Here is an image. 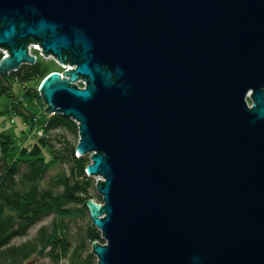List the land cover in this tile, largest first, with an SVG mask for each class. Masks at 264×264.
Segmentation results:
<instances>
[{
    "label": "water",
    "instance_id": "1",
    "mask_svg": "<svg viewBox=\"0 0 264 264\" xmlns=\"http://www.w3.org/2000/svg\"><path fill=\"white\" fill-rule=\"evenodd\" d=\"M32 42L75 66L39 90L104 179L98 264H264V0H0L4 75Z\"/></svg>",
    "mask_w": 264,
    "mask_h": 264
},
{
    "label": "trees",
    "instance_id": "2",
    "mask_svg": "<svg viewBox=\"0 0 264 264\" xmlns=\"http://www.w3.org/2000/svg\"><path fill=\"white\" fill-rule=\"evenodd\" d=\"M2 58L0 53V59ZM54 70L51 61L38 60L33 64L21 65L4 75L0 71V99L7 97L10 103L0 105V113L15 112L26 119L33 117L24 100L31 101L39 97L43 80ZM24 84L22 96L16 94L15 83ZM33 82L32 86L26 83ZM34 100V99H33ZM68 129L79 139L77 123L62 114H54L48 119L46 136L39 138L28 151L27 157L8 160L13 141L8 134L0 133L2 159L0 161V264H25L33 255L52 256L60 261L68 257L69 264H96L93 253L82 256L85 240L90 244L104 242L101 231L92 224L73 248V242L66 233V218L89 215L87 201L94 197L90 191L92 178L87 174L89 156L77 155L78 140L72 142L63 132L57 133L59 144L52 138V132ZM50 149V158L44 155V148ZM69 164L70 171L54 178V185L42 184L51 164ZM55 214L53 225L42 226L34 237L21 243H12V239L23 234L28 226L42 217ZM91 216V215H90ZM92 218V217H91ZM93 250V246H92Z\"/></svg>",
    "mask_w": 264,
    "mask_h": 264
},
{
    "label": "rangeland",
    "instance_id": "3",
    "mask_svg": "<svg viewBox=\"0 0 264 264\" xmlns=\"http://www.w3.org/2000/svg\"><path fill=\"white\" fill-rule=\"evenodd\" d=\"M32 44V43H30ZM30 44L28 48L30 47ZM38 44V43H37ZM5 48H0V53L2 58L5 57L4 53L6 52ZM30 50V48H29ZM30 54L38 55V58L36 59V62L38 60H44V61H51L54 64V71H63L64 67L63 65L59 64L55 59L52 57H44L40 51L38 50H32L30 51ZM9 55V53H8ZM1 58V60H2ZM27 64L23 63L22 65ZM63 69V70H62ZM11 72V71H10ZM51 72V73H52ZM9 74V73H8ZM49 76V75H48ZM47 76V77H48ZM27 86H32L33 82H28L26 83ZM42 85V83H41ZM40 85V87H41ZM80 85L84 87L86 84L80 82ZM24 84L21 83H15L14 85V90L17 95L22 96L24 93ZM40 87H38V91L40 93L41 98L39 97H34L31 101H25V104L29 108L30 112L32 113L33 117L31 119H26L24 116L16 114L15 112H8V113H0V133H5L10 136V139L13 141V150L11 151V154L8 156V160L12 159H17L18 154L19 158L22 156L27 157L28 151L30 152L31 148L34 146L35 142L39 140V138L43 137L46 133V125L48 123V119L53 116L56 113H49L47 111V103L42 96L40 92ZM10 103V99L7 97H3L0 99V105L3 107V105ZM251 104V101H250ZM72 119V118H70ZM73 120V119H72ZM75 121V120H74ZM76 122V121H75ZM77 123V122H76ZM78 125V123H77ZM79 128V126H78ZM58 132H63L67 135L68 139L71 140L72 142H75L80 139H76V136L73 134V132H70L68 129H59L56 131L52 132L51 138L52 140L56 143L59 144V140L57 139V133ZM46 136V135H45ZM78 145V143H77ZM76 153L77 155H82V156H89L90 161H91V153H86V154H81L79 150L76 147ZM44 155L47 156V158H50V149L49 148H44ZM17 157V158H16ZM1 159H2V152H1ZM0 159V161H1ZM90 163V162H89ZM70 165L69 164H62V163H55L51 164V167L47 171V174L45 178L42 180V184L46 187H49L51 185H54V178H58L59 174L63 172H69L70 170ZM2 169H0L1 172ZM88 176L92 178V186L90 187V191L93 193L94 197L93 200L96 202L98 205H103V198L102 195L98 191V181L99 179H102L101 175H91L87 172ZM55 220V214H50L42 217L38 221L34 222L30 226H28L23 234L17 235L12 239V243L18 244L21 243L31 237H34L38 230L44 226L48 225L51 226L53 225V222ZM65 227H66V233L68 237L73 242V248L74 245L77 244V242L82 238L85 237V233L92 224V218L89 215H79V216H74L72 218H66L65 219ZM98 228V227H97ZM99 229V228H98ZM100 230V229H99ZM103 244H107L106 240L104 239V242H99ZM92 246L94 247V243L90 244L89 240H85V246L82 249V256L85 258L88 257V253H93ZM96 258V264H98V256L93 253ZM25 264H69V259L68 257H63L60 261H56L53 259L52 256L49 255H33L30 257Z\"/></svg>",
    "mask_w": 264,
    "mask_h": 264
},
{
    "label": "built area",
    "instance_id": "4",
    "mask_svg": "<svg viewBox=\"0 0 264 264\" xmlns=\"http://www.w3.org/2000/svg\"><path fill=\"white\" fill-rule=\"evenodd\" d=\"M38 43V44H37ZM30 50H29V53H30V51L32 52V50L34 49V50H38V51H40V53L44 56V57H52L53 59H55L59 64H61V65H63V67H64V70L65 69H70V68H73V67H75V66H73V65H71L70 63H68V64H63V63H61L60 62V60L58 59V58H56L53 54H48V55H46L45 53H43V47L41 46V44L39 43V42H32V44H30ZM6 52L4 53V56H8V50H5ZM38 58V55L36 54V59ZM62 74V73H61ZM80 82H82V83H86L83 79H80V80H78L77 82H76V84H78L79 86H81L80 85ZM82 87V86H81Z\"/></svg>",
    "mask_w": 264,
    "mask_h": 264
},
{
    "label": "bare ground",
    "instance_id": "5",
    "mask_svg": "<svg viewBox=\"0 0 264 264\" xmlns=\"http://www.w3.org/2000/svg\"><path fill=\"white\" fill-rule=\"evenodd\" d=\"M0 61H1V59H0ZM62 70H63V69H62ZM63 71H64V70H63ZM63 71L58 70L57 72L63 73ZM101 180H104L103 177H102ZM91 199H93V198H91Z\"/></svg>",
    "mask_w": 264,
    "mask_h": 264
}]
</instances>
